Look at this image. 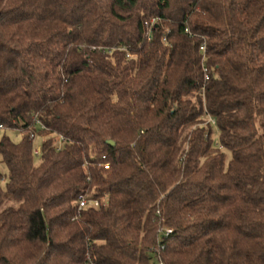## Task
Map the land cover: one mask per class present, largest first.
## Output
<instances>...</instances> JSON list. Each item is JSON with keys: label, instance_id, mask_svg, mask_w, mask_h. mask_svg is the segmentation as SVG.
Wrapping results in <instances>:
<instances>
[{"label": "trees", "instance_id": "16d2710c", "mask_svg": "<svg viewBox=\"0 0 264 264\" xmlns=\"http://www.w3.org/2000/svg\"><path fill=\"white\" fill-rule=\"evenodd\" d=\"M0 130V264H264V0H0Z\"/></svg>", "mask_w": 264, "mask_h": 264}, {"label": "rangeland", "instance_id": "374dc122", "mask_svg": "<svg viewBox=\"0 0 264 264\" xmlns=\"http://www.w3.org/2000/svg\"><path fill=\"white\" fill-rule=\"evenodd\" d=\"M40 127H37V130ZM6 134V136L14 143H20L22 140V135L19 132L12 131V130H0V140L1 138ZM44 141V138L41 137L40 135H36L33 141V149L34 151H39L41 150L42 143ZM212 141L214 145L219 146V134H218V128L217 126H212ZM227 163L231 159V155L229 152L224 151ZM35 164L38 165L40 163V157L35 155ZM0 173L3 175V181H2V187L5 188L6 182H7V174H8V168L6 164L3 162V158L0 155Z\"/></svg>", "mask_w": 264, "mask_h": 264}, {"label": "built area", "instance_id": "2783aa9c", "mask_svg": "<svg viewBox=\"0 0 264 264\" xmlns=\"http://www.w3.org/2000/svg\"><path fill=\"white\" fill-rule=\"evenodd\" d=\"M36 155L39 154V151H34ZM91 203L93 204L94 207H97L99 205L98 201H91ZM88 205V201L86 200V198L84 197H80V206H79V209H83L84 207H86ZM172 231L171 230H166V235H169L171 234ZM155 264H163L162 262H159V263H155Z\"/></svg>", "mask_w": 264, "mask_h": 264}, {"label": "water", "instance_id": "95a60500", "mask_svg": "<svg viewBox=\"0 0 264 264\" xmlns=\"http://www.w3.org/2000/svg\"><path fill=\"white\" fill-rule=\"evenodd\" d=\"M108 144H109L110 146H112V147H114V146H115V143H114V142H112V141H109V142H108Z\"/></svg>", "mask_w": 264, "mask_h": 264}]
</instances>
